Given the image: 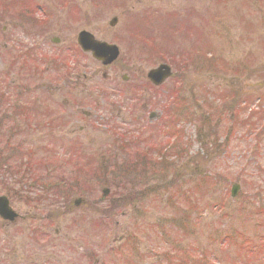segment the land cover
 <instances>
[{"label": "rangeland", "instance_id": "1", "mask_svg": "<svg viewBox=\"0 0 264 264\" xmlns=\"http://www.w3.org/2000/svg\"><path fill=\"white\" fill-rule=\"evenodd\" d=\"M0 1L51 17L0 12L1 87H38L22 97L35 130L0 112L24 151L0 143V196L20 215L0 220V264H264L246 249L264 246V0ZM82 31L120 60L81 53ZM16 45L32 74L10 67ZM169 57L190 64L155 88L147 73ZM66 61L84 67L76 85Z\"/></svg>", "mask_w": 264, "mask_h": 264}, {"label": "water", "instance_id": "2", "mask_svg": "<svg viewBox=\"0 0 264 264\" xmlns=\"http://www.w3.org/2000/svg\"><path fill=\"white\" fill-rule=\"evenodd\" d=\"M116 22L117 20L114 19L110 25L115 26ZM78 42L85 51L91 52L93 56L104 65L112 64L118 59L120 54L116 46L98 42L88 32L80 33ZM168 76H170V70L166 66H161L159 69L151 71L148 75L149 79L156 85H160ZM235 192L236 188H234L233 194H235ZM104 193L107 195L109 191L105 190ZM80 202L81 201H78L76 204L79 205ZM0 216L8 221H14L17 217L10 208L9 201L6 197H0Z\"/></svg>", "mask_w": 264, "mask_h": 264}, {"label": "trees", "instance_id": "3", "mask_svg": "<svg viewBox=\"0 0 264 264\" xmlns=\"http://www.w3.org/2000/svg\"><path fill=\"white\" fill-rule=\"evenodd\" d=\"M11 177V176H10ZM121 198V197H120ZM119 198V199H120ZM124 198V197H123ZM264 255V246H261L260 247V252L258 253V256L260 257V256H263Z\"/></svg>", "mask_w": 264, "mask_h": 264}, {"label": "flooded vegetation", "instance_id": "4", "mask_svg": "<svg viewBox=\"0 0 264 264\" xmlns=\"http://www.w3.org/2000/svg\"><path fill=\"white\" fill-rule=\"evenodd\" d=\"M47 24L46 23H43V26L45 27Z\"/></svg>", "mask_w": 264, "mask_h": 264}]
</instances>
